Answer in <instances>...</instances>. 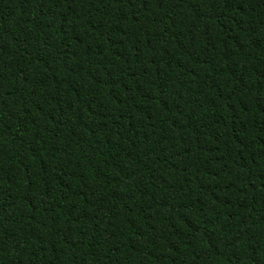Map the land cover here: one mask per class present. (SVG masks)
Returning a JSON list of instances; mask_svg holds the SVG:
<instances>
[{"label":"trees","instance_id":"1","mask_svg":"<svg viewBox=\"0 0 264 264\" xmlns=\"http://www.w3.org/2000/svg\"><path fill=\"white\" fill-rule=\"evenodd\" d=\"M0 264H264V0H0Z\"/></svg>","mask_w":264,"mask_h":264}]
</instances>
